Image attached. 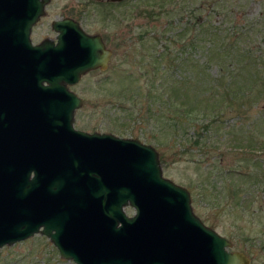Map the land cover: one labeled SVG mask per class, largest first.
<instances>
[{
    "label": "water",
    "instance_id": "95a60500",
    "mask_svg": "<svg viewBox=\"0 0 264 264\" xmlns=\"http://www.w3.org/2000/svg\"><path fill=\"white\" fill-rule=\"evenodd\" d=\"M47 2L0 0V247L39 232L76 264H247L162 175L154 146L73 126L81 98L65 85L110 50L71 17L33 43Z\"/></svg>",
    "mask_w": 264,
    "mask_h": 264
},
{
    "label": "rangeland",
    "instance_id": "374dc122",
    "mask_svg": "<svg viewBox=\"0 0 264 264\" xmlns=\"http://www.w3.org/2000/svg\"><path fill=\"white\" fill-rule=\"evenodd\" d=\"M242 1L228 0L227 13L231 16L232 9L238 16L243 10L252 16L264 11V0H245L240 10L232 5ZM150 8L147 0H48L31 40L50 35L49 22L64 15L87 33L101 34L110 47L109 59L104 68L86 72L74 86L82 98L74 126L137 137L154 146L162 175L187 188L193 212L230 240V250L243 252L247 264H264V94L255 95L252 105L243 101L239 112L223 115L208 132L209 142L194 144L193 137L187 141L193 129L186 121L168 125L162 114L149 116L146 94L154 91L150 80L159 47L153 36L168 21ZM173 20L179 23L177 16ZM260 29L264 31V21ZM257 44L254 38L251 45ZM249 140L258 143L250 149L245 146ZM125 211L130 214L132 209ZM0 264L76 263L61 257L48 237L36 232L1 246Z\"/></svg>",
    "mask_w": 264,
    "mask_h": 264
},
{
    "label": "trees",
    "instance_id": "16d2710c",
    "mask_svg": "<svg viewBox=\"0 0 264 264\" xmlns=\"http://www.w3.org/2000/svg\"><path fill=\"white\" fill-rule=\"evenodd\" d=\"M147 2L155 11L152 14L168 17L153 36L161 48H155L153 55L157 64L150 80L153 94H146L147 114L164 115L168 125L186 121L193 129L187 141L193 137L194 144L209 142L208 132L223 115L239 112L243 101L252 105L255 95L264 94V31L260 29L264 11L247 16L242 10L235 16L231 9L230 16L228 0ZM244 3L232 5L240 10ZM167 29L171 30L165 35ZM254 38L257 46L251 45ZM254 142L258 143L249 140L245 146L252 149Z\"/></svg>",
    "mask_w": 264,
    "mask_h": 264
},
{
    "label": "flooded vegetation",
    "instance_id": "af4514ba",
    "mask_svg": "<svg viewBox=\"0 0 264 264\" xmlns=\"http://www.w3.org/2000/svg\"><path fill=\"white\" fill-rule=\"evenodd\" d=\"M41 17V16H40ZM40 17L38 18V20L32 25V27H31V31H30V38H31V32H32V29H33V27L40 21ZM62 17H66V15H64V16H62ZM61 16L60 17H58V18H54V19H52L50 22H49V28L51 29V34L50 35H44V36H42L38 41H32L33 43H37V42H39V41H41L42 39H45V38H47V39H49V40H51V41H53V42H55L56 41V35H57V33H58V31L57 30H54L53 28H52V22H53V20H55V19H61L62 18ZM80 25V24H79ZM81 26V25H80ZM82 28V27H81ZM83 30H84V28H82ZM85 31V30H84ZM86 32V31H85ZM89 33V32H88ZM96 34H99V33H96ZM100 35V37H101V40L103 41V43H104V45H105V47L106 48H109V50H110V47H108V46H106V44H105V41H104V39L102 38V36H101V34H99ZM109 59V58H108ZM97 68H99V67H96V68H93V69H97ZM90 70H92V69H89V70H87L86 72H88V71H90ZM86 72L85 73H82L80 76H79V78H78V80L77 81H75V82H73V83H71V84H67V85H65V87L68 89V90H70V91H72V92H74L77 96H79L78 94H77V92L75 91V89H74V86L76 85V84H78L79 82H80V80H81V78L84 76V75H86ZM80 97V96H79ZM81 98V97H80ZM81 103H82V98H81ZM76 109V108H75ZM75 109L73 110V120H74V113H75ZM72 124H73V122H72ZM73 126H74V124H73ZM75 127V126H74ZM75 128H78V127H75ZM78 129H82V130H85V131H87V132H99V133H101V132H109V131H104V130H98V129H96V128H92V129H83V128H78ZM112 133V132H111ZM189 192V191H188ZM189 196H190V194H189ZM202 221V220H201ZM203 222V221H202ZM204 223V222H203ZM205 224V223H204ZM229 240V239H228ZM230 241V240H229ZM229 249V248H228Z\"/></svg>",
    "mask_w": 264,
    "mask_h": 264
}]
</instances>
